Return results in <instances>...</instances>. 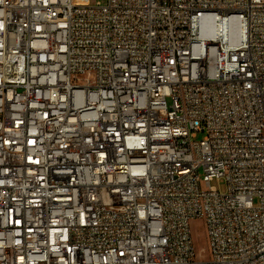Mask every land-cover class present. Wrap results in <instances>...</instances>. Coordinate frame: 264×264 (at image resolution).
<instances>
[{"label": "built area", "instance_id": "1", "mask_svg": "<svg viewBox=\"0 0 264 264\" xmlns=\"http://www.w3.org/2000/svg\"><path fill=\"white\" fill-rule=\"evenodd\" d=\"M0 264H264V0H0Z\"/></svg>", "mask_w": 264, "mask_h": 264}, {"label": "rangeland", "instance_id": "2", "mask_svg": "<svg viewBox=\"0 0 264 264\" xmlns=\"http://www.w3.org/2000/svg\"><path fill=\"white\" fill-rule=\"evenodd\" d=\"M97 0H91V2H96ZM104 1V0H100ZM203 134L197 137V140L202 138ZM211 186L224 190V182L222 180H213ZM192 238L197 253L198 259L209 260L210 259V249L208 243V236L204 227V223L201 220H195L191 224Z\"/></svg>", "mask_w": 264, "mask_h": 264}]
</instances>
